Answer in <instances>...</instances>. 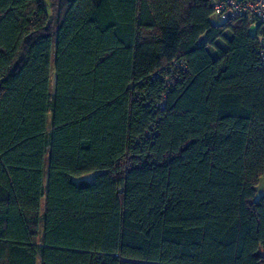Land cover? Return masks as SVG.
<instances>
[{"label": "trees", "instance_id": "obj_1", "mask_svg": "<svg viewBox=\"0 0 264 264\" xmlns=\"http://www.w3.org/2000/svg\"><path fill=\"white\" fill-rule=\"evenodd\" d=\"M215 1L0 0V264H264V68Z\"/></svg>", "mask_w": 264, "mask_h": 264}, {"label": "built area", "instance_id": "obj_2", "mask_svg": "<svg viewBox=\"0 0 264 264\" xmlns=\"http://www.w3.org/2000/svg\"><path fill=\"white\" fill-rule=\"evenodd\" d=\"M214 10L219 19L225 23L233 22L239 18H247L250 25L258 29L256 34L258 64L264 68V0H217L214 2ZM187 67L186 62L175 60L161 72H155L150 76V79L159 78L164 83L163 100L156 103L155 108L157 110L164 108L167 92L182 79V74L187 72ZM156 123L150 124L149 138L154 135Z\"/></svg>", "mask_w": 264, "mask_h": 264}, {"label": "rangeland", "instance_id": "obj_3", "mask_svg": "<svg viewBox=\"0 0 264 264\" xmlns=\"http://www.w3.org/2000/svg\"><path fill=\"white\" fill-rule=\"evenodd\" d=\"M211 20H212V23L214 25H222L223 24V22L218 18V16L215 13L213 14ZM257 32H258V29L256 27H253V26L250 27V33L253 36L256 35ZM221 43L224 44L222 41H221ZM210 52L212 53V55H214L216 53V52H213V49H210ZM55 84H56V78H55V72L53 71L52 72V86H53V88L55 87ZM93 177H94V174H89V175H86L82 178L76 179L75 181L78 182V181L83 180V179L89 181V180H92ZM263 195H264V173L261 176L260 182L257 186L256 199H259Z\"/></svg>", "mask_w": 264, "mask_h": 264}]
</instances>
